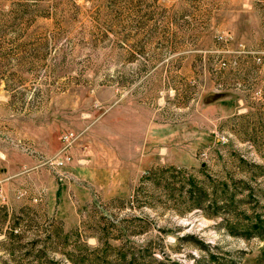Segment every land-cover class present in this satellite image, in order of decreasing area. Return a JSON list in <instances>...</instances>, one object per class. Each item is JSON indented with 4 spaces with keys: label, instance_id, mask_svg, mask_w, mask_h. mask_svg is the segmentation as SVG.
<instances>
[{
    "label": "rangeland",
    "instance_id": "obj_1",
    "mask_svg": "<svg viewBox=\"0 0 264 264\" xmlns=\"http://www.w3.org/2000/svg\"><path fill=\"white\" fill-rule=\"evenodd\" d=\"M256 216L264 0H0V264H264Z\"/></svg>",
    "mask_w": 264,
    "mask_h": 264
},
{
    "label": "trees",
    "instance_id": "obj_2",
    "mask_svg": "<svg viewBox=\"0 0 264 264\" xmlns=\"http://www.w3.org/2000/svg\"><path fill=\"white\" fill-rule=\"evenodd\" d=\"M182 184H186V190L185 195L187 196V199H189V203L192 206H199L200 202L203 198V187L200 186V184H196L192 178L187 176L181 177ZM212 195H215V189L213 187H210ZM259 232L260 236L264 235V219H261L259 216H256V218L253 220V222H250V227L247 228L249 231ZM71 264H106L104 261H101L100 258H93V259H86L75 257L69 259ZM123 263V262H122Z\"/></svg>",
    "mask_w": 264,
    "mask_h": 264
}]
</instances>
